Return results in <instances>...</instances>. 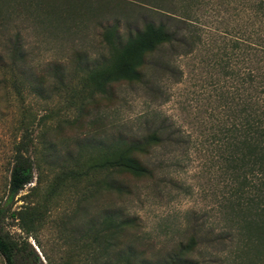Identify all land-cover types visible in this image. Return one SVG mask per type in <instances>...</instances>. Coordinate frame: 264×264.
I'll list each match as a JSON object with an SVG mask.
<instances>
[{
    "label": "rangeland",
    "instance_id": "obj_1",
    "mask_svg": "<svg viewBox=\"0 0 264 264\" xmlns=\"http://www.w3.org/2000/svg\"><path fill=\"white\" fill-rule=\"evenodd\" d=\"M70 1L82 8L71 12L65 23H47L28 13L0 23L3 229L26 241L43 264H118V254L129 245L155 259L201 225L206 241L200 243L195 257L203 264H255L251 254L236 253L226 246L227 241L211 242L230 222L224 207L230 186L225 135L233 122L229 99L233 82L222 74L215 59L224 44L221 32L233 27V22L222 24L215 11L196 8L203 23V41L190 54H174L172 72L156 73L159 90L115 85V100L97 101L77 121L81 97L92 90L84 85L86 69L108 53L103 29L118 22L120 31L126 33L131 23L141 25L146 20L147 10L137 0ZM18 34L26 54L22 65L11 52ZM55 64L62 66L61 85L53 71ZM43 71L44 88L35 90L30 83ZM152 121H165L175 142L153 151L149 161L160 168L155 181L129 180L134 192L122 199L98 185L99 173L60 181L61 169L83 165L98 153L101 138L108 141L118 133L142 132ZM25 122L33 123L38 164L33 181L7 200L12 149ZM25 208L38 217L30 232L13 217ZM119 208L135 216L139 227L119 239L104 241L100 222L105 213ZM107 242L113 245L105 250ZM0 264H4L1 256Z\"/></svg>",
    "mask_w": 264,
    "mask_h": 264
},
{
    "label": "trees",
    "instance_id": "obj_2",
    "mask_svg": "<svg viewBox=\"0 0 264 264\" xmlns=\"http://www.w3.org/2000/svg\"><path fill=\"white\" fill-rule=\"evenodd\" d=\"M137 1L147 10L146 20H142L141 25L131 23L133 25L126 33L120 31L118 22L103 29L102 40L108 53L96 66L86 69L84 85L92 90L81 97L77 121L97 101L115 100V85H140L151 92L159 90L156 73L172 72L174 54H190L203 41L200 28L203 23L196 8L215 11V17H221L222 24L232 21L233 27L227 26L221 32L224 44L219 47L220 57L215 59L222 74L233 82L229 98L233 122L225 135L226 173L230 186L224 207L230 222L226 231L211 242L225 244L227 241L226 246L236 253L251 254L255 264H264V0ZM85 7L92 9L89 4ZM81 8L70 0H0V23H8L12 16L24 13L35 14L47 23H65L71 12ZM16 36L11 52L22 61L21 65L26 64L20 36ZM44 71L35 74L30 83L35 90L44 88ZM53 71L61 85V64H55ZM32 124L23 123L21 133L14 141L7 200H12L34 179L38 163L34 161L36 148ZM169 129L165 121H152L145 131L118 133L108 141L101 138L98 153L85 160L83 165L61 169L60 181L95 172L102 175L98 183L101 188L114 192L118 199L129 196L134 192L129 180L153 182L158 177L160 168L149 160L159 147L175 144ZM4 217L5 209L0 207V256L4 264H43L37 253L27 247L26 241L3 229ZM13 217L27 232L38 222L36 212L30 208L14 212ZM138 225L135 216L125 214L119 208L105 213L99 234L104 241L119 239ZM201 229V225L194 227V233L177 240L171 249L155 259L145 257L129 245L118 254V264L121 261L125 264H203L195 257L200 243L206 241ZM111 245L107 242L105 250Z\"/></svg>",
    "mask_w": 264,
    "mask_h": 264
}]
</instances>
